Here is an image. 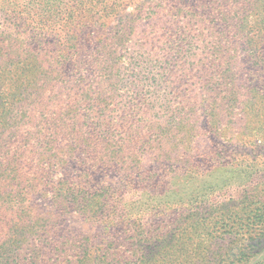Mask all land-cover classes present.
Returning a JSON list of instances; mask_svg holds the SVG:
<instances>
[{
	"label": "rangeland",
	"instance_id": "1",
	"mask_svg": "<svg viewBox=\"0 0 264 264\" xmlns=\"http://www.w3.org/2000/svg\"><path fill=\"white\" fill-rule=\"evenodd\" d=\"M178 1L191 7L208 2L0 0V89L10 90L9 102L29 106L36 75L59 70L57 56L80 57L76 65L67 61L62 66L69 79L84 74L97 50L105 59L136 53L141 39L153 36V24L174 21ZM122 26L134 28L125 46L117 35ZM113 64L105 66L111 69ZM247 67L242 81L246 88L261 75L256 66L252 71ZM260 88L264 94V84ZM225 102L232 106L234 95L229 92ZM244 107L252 109L243 120L235 114L231 120L230 113L226 118L229 133L234 129L262 137L255 144L227 142L214 134L189 135L183 147L165 153L151 150L141 138L130 141L131 136L88 143L82 132H66L68 120L63 121L62 134H54L41 159L56 170L33 199L40 219L57 224L56 238L64 242L63 249L52 245L51 252L68 264H230L233 250L243 252L250 264L264 262V238L255 251L246 249L258 242L254 234L264 213V104L256 106L253 98ZM253 110L259 111L256 117ZM48 122L44 128L51 124L56 132L58 126ZM75 139L81 149L73 150ZM185 155L195 156V163H184ZM79 175L83 196L98 207L95 215L90 209H60L47 193ZM248 224L255 228L251 237Z\"/></svg>",
	"mask_w": 264,
	"mask_h": 264
},
{
	"label": "trees",
	"instance_id": "2",
	"mask_svg": "<svg viewBox=\"0 0 264 264\" xmlns=\"http://www.w3.org/2000/svg\"><path fill=\"white\" fill-rule=\"evenodd\" d=\"M196 4L179 2L172 9L174 21L153 24V36L141 39L136 53L105 59L101 49L95 51L82 76L66 79L62 73V66L67 61L76 65L79 56H57L59 70L36 75L38 83L29 94V106L9 102L10 90L0 89V264H68L51 252L52 245L60 250L64 245L56 238L57 224L40 219L33 204L56 170L41 159L47 156L54 134H62L59 127L66 119L70 130L66 132H82L89 137L88 143L120 142L131 136L130 141L141 138L161 153L183 147L189 135L195 139L214 134L227 142L249 144L262 138L236 134L234 129L230 134L226 118L230 113L231 120V114L243 120L252 109L244 107L249 99L255 98L256 106L264 104L260 88L264 84V0ZM133 33V27L118 30L122 46ZM109 63H115L111 69L105 66ZM247 65L252 66L250 71L256 66L261 72L248 88L242 84ZM229 92L234 104L227 107ZM48 112L53 116L46 117ZM253 113L256 117L259 111ZM48 121L58 126L56 132L51 124L44 128ZM76 148H82L77 139ZM195 159L185 155L182 161L192 165ZM81 179L79 175L72 183L63 180L46 189L47 193L60 209H90L95 215L98 207L83 196ZM260 218L254 234L258 242L247 245V250L255 251L262 244L264 213ZM246 230L250 237L255 232L250 224ZM242 253L233 250L230 264H250Z\"/></svg>",
	"mask_w": 264,
	"mask_h": 264
}]
</instances>
